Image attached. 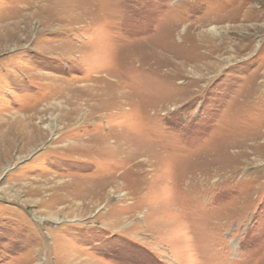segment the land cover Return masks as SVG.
<instances>
[{
  "label": "rangeland",
  "instance_id": "1",
  "mask_svg": "<svg viewBox=\"0 0 264 264\" xmlns=\"http://www.w3.org/2000/svg\"><path fill=\"white\" fill-rule=\"evenodd\" d=\"M0 264H264V0H0Z\"/></svg>",
  "mask_w": 264,
  "mask_h": 264
},
{
  "label": "bare ground",
  "instance_id": "2",
  "mask_svg": "<svg viewBox=\"0 0 264 264\" xmlns=\"http://www.w3.org/2000/svg\"><path fill=\"white\" fill-rule=\"evenodd\" d=\"M133 61V60H132ZM119 64V63H118ZM133 64H134V62H133ZM140 65V64H139ZM142 65V64H141ZM137 67H139V66H137ZM118 68V67H117ZM105 77L107 78L108 76H106L105 75ZM104 78V77H103ZM114 82H116V81H114ZM116 84V83H115ZM118 86V85H117ZM116 89V88H115ZM117 91H119V90H117ZM126 94V92H123V93H119V94H116V98L117 99H121V98H123V95H125ZM115 95V94H114ZM127 95H128V93H127ZM111 96V95H110ZM126 99V98H125ZM119 101H121V100H119ZM122 102V101H121ZM126 102H127V100H126ZM103 110V109H102Z\"/></svg>",
  "mask_w": 264,
  "mask_h": 264
}]
</instances>
